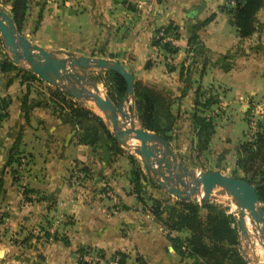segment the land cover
Returning <instances> with one entry per match:
<instances>
[{"label":"crops","instance_id":"0c3cea01","mask_svg":"<svg viewBox=\"0 0 264 264\" xmlns=\"http://www.w3.org/2000/svg\"><path fill=\"white\" fill-rule=\"evenodd\" d=\"M27 1L20 33L30 42L47 51L117 61L135 81L171 97L176 120L169 146L182 162L189 151L179 143L190 136L196 99L204 102L213 97L218 101L204 110L197 107L205 111L204 117H214L210 143L220 136L231 140L217 128V123L233 122L227 113L226 96L230 94L241 110L250 108L264 128V7L256 15L255 33L240 39L229 16L219 11L226 0ZM212 14L213 20L204 23ZM169 25L176 29L180 41L171 67L155 59L153 46L155 32ZM191 36L196 37V44L187 54ZM16 66L27 70L23 64ZM78 72L103 75L100 71ZM17 75V71L0 73V98L11 100L7 118L0 122V254L5 263L65 264L66 256L80 249L127 255L135 251L146 264L171 263L177 255L161 227H147L153 217L144 221L150 217L132 192L129 156L151 184L140 158L120 145V154L111 152L100 129L94 146L79 143L78 134L96 125L85 120L74 124L65 111L54 110L49 98L51 86L43 81L29 83L30 115L26 120L20 109L26 86L21 84V74ZM70 99L87 106L111 131L92 103ZM193 139L196 141L195 136ZM13 153L18 162L7 164ZM73 165L85 169L86 177L78 185L72 183ZM15 170L17 177H12ZM21 188L26 192L24 199ZM109 191L115 202L107 196ZM55 228L60 237L56 235L55 243L44 242L43 235ZM29 235L27 247L11 241Z\"/></svg>","mask_w":264,"mask_h":264},{"label":"trees","instance_id":"16d2710c","mask_svg":"<svg viewBox=\"0 0 264 264\" xmlns=\"http://www.w3.org/2000/svg\"><path fill=\"white\" fill-rule=\"evenodd\" d=\"M264 7V0H236L232 8L221 7V11L229 16V22L236 28L240 39L251 37L256 31V15ZM28 9L27 0H13L11 3L12 18L19 29L23 24ZM214 16L206 19L212 21ZM166 31L176 29L171 25L165 27ZM157 32V31H156ZM155 32V33H156ZM177 36V35H176ZM188 44H196V37L188 38ZM153 46H159V42L153 40ZM162 48L169 54H176L177 49H171L164 44ZM17 71L20 74L21 84L26 86V91L20 101V109L28 120L30 115L29 83L42 82L36 75L28 70L19 69L12 64L0 38V73L5 74ZM101 73L92 74L95 82L102 83L105 94L109 100L118 105L125 94V83L123 79L114 72L100 71ZM182 76V74H181ZM133 109L138 126L150 133L163 138L168 143L172 142L170 133L173 131L176 117L171 112L173 100L167 94L158 91L154 87L143 85L139 81L134 82ZM49 98L54 110L65 111L71 122L77 124L79 121H89L96 125L84 129L78 134V141L81 144L94 146L97 143L98 130H102L110 142L109 150L114 154H120L122 150L116 143L112 132L106 127L103 120L96 116L86 106L76 101H72L64 92L59 89L49 87ZM218 101L209 97L204 102L195 100V110L191 116L192 129L196 138L197 152L208 149L209 142L214 134L215 128L212 119L205 118L200 114L197 107L202 110L217 104ZM11 104L8 97L0 98V122L7 118V109ZM259 131L253 137L236 147V160L234 164L233 176L246 181L250 185H257V195L264 210V129L259 126ZM9 156L7 164L13 162V156ZM132 166L130 172V184L136 199L143 203V181H147L141 171L139 164L132 157H128ZM84 173L85 169L80 168ZM151 186L159 190L154 184ZM2 192V182L0 181V194ZM24 198L25 190L22 191ZM150 207L151 215L159 222L163 231H166V239L172 250L180 259H189L193 264H247L238 250L239 234L237 222L231 215L227 214L225 207L217 204L214 200L208 202L195 200L179 201L175 200L174 205L162 218L164 213L162 203L152 200ZM235 225V226H233ZM185 234V235H182ZM47 238L50 236L45 233ZM57 240V236L52 237ZM64 244H68L65 238L60 239ZM81 257L85 255V249L79 250ZM102 257V256H101ZM129 255L124 252H114L105 264H126ZM82 260V259H81ZM136 264H146L145 260L137 255ZM78 264H92L79 261ZM93 264H99L95 262Z\"/></svg>","mask_w":264,"mask_h":264},{"label":"water","instance_id":"95a60500","mask_svg":"<svg viewBox=\"0 0 264 264\" xmlns=\"http://www.w3.org/2000/svg\"><path fill=\"white\" fill-rule=\"evenodd\" d=\"M0 38L12 64L25 65L41 81L72 99L92 103L109 123L116 143L131 149L140 158L149 181L160 191L179 201L196 198L208 202L216 200L217 196H227L239 212L237 225L240 236L245 234V213L256 224L264 225V210L257 195V185L217 171L196 172L177 158L167 141L136 125L133 109L135 80L121 63L62 50L47 51L21 35L12 16L3 10H0ZM82 70L109 71L119 75L125 83L121 102L113 104L92 76L78 72ZM127 103H130L129 110ZM240 252L248 264L249 259L242 250Z\"/></svg>","mask_w":264,"mask_h":264},{"label":"rangeland","instance_id":"374dc122","mask_svg":"<svg viewBox=\"0 0 264 264\" xmlns=\"http://www.w3.org/2000/svg\"><path fill=\"white\" fill-rule=\"evenodd\" d=\"M235 1L236 0H226V5L224 7H226V9L232 8ZM12 2H13V0H0V10L5 11L10 16H12V14H11V3ZM219 11H221V7L219 8ZM221 12H223V11H221ZM212 15L215 16V14H212ZM212 15H210V16H212ZM187 45L189 48L186 49L187 50L186 53L187 54L192 53L194 50V47H195L194 44L189 45L187 42ZM154 48H155V46H154ZM162 64H164V63H162ZM165 65L168 67L173 66L170 64H168V65L165 64ZM99 89L101 90V92L103 94H105L104 93L105 92L104 87H101ZM207 91L211 92V89L207 88ZM39 95H41V94H37V96H39ZM201 101H203V100H201ZM226 101L229 104V107H228L229 109L227 110V113H229L231 115V117L233 118V122L232 123H220V124L217 123V128L220 132H222V134L224 136L229 135V137L231 139L230 141H227L224 139L222 140L221 136H220L214 142H212V143L209 142L210 146H208V149L206 151L197 152L198 151L196 149V142L197 141H195L193 139V136H195V135H194V131L191 127V131L189 132L190 136L187 137V139L185 141H183V143H179V145L180 144L183 145L189 151V152H186L187 157H185V159H183V162L186 164V166H189L188 168H190L196 172H204L205 170H210V171L221 172V173L225 174L226 176L232 177L233 171L235 169L234 164H235L236 155H237L236 154V147L239 145V143L250 140L253 137V135H255L259 131V128H258V126H260L259 122H258V120H256L255 116H253V113L251 112L250 108L247 107L246 109L241 110V106L234 102V95L233 94L227 95ZM91 107L94 108L93 105ZM126 108H127V110H129L130 103H127ZM197 110H199V112L201 111L200 114H203L205 112V111H202L198 108H197ZM94 112H96L98 115H101L96 108H94ZM218 112L221 115L222 111L218 110ZM209 115L213 116V114H209ZM207 119H211V118H207ZM212 119H214V117ZM135 123L138 126V123L136 120H135ZM251 123H254V128H252ZM228 124H230L229 127H228ZM214 128H215V125H214ZM219 158H222V159L219 160ZM17 160H19V159L15 158L14 162L15 161L18 162ZM17 174H18V170L11 172L12 177L14 175H15V177H17ZM142 184H143V194H142L143 203H141L142 204V211L146 212V214L150 217V218H146V219L143 218L144 221H148L149 219H151L153 217L150 213V207L153 203L152 202L153 199H157L162 203L163 209H164V213L162 214V218H165L166 213L174 205V202L176 199L170 195H166L164 193L158 192L159 190L153 188L148 181H143ZM75 185H78V184H75ZM190 200H192V201L195 200L197 203H200V201H198L196 198H193ZM115 201H113V202H115ZM214 201L217 202V204H220L222 207H225L227 210L226 211L227 214L231 215L232 218L234 219V221L237 222L239 212H238V209L230 201V198H228L225 195H222V196H217L216 200H214ZM146 214H145V216H146ZM233 226H235V225H233ZM147 227L154 229L155 227L156 228L161 227V225L153 217V223L148 224ZM235 228H236V226H235ZM236 231L239 234L238 226H237ZM48 233H49L51 238H47L44 234L43 237H46V238H43V240H44V242H48L49 244L55 243V240L52 239V236L57 235L58 237H60V234H57L56 228H55L54 232H52V233L48 232ZM161 233H163L166 236V231L162 230ZM182 235H185V234H182ZM30 236H32V235H29L28 238H25V239H21V240L11 239V241H15V242L19 241L20 244H23L24 246L27 247L28 243L30 242ZM35 239L37 240L38 238H35ZM248 247H249V249H248ZM256 249L257 248H256V245L254 243L248 244L247 241H244L243 236H240V234H239L238 250L244 251L246 253L247 259L251 260V258L255 254L254 252H256ZM70 253H71L70 254L71 256H68V255L66 256L65 264H78L79 261L86 262V263H93L92 261L95 262V261H98L99 259L104 264L106 261L109 260L110 256L112 255L110 253L102 254V253H99V252L93 251V250L88 251L87 249H85V255H83L84 258H83V256L81 257V254L79 251L70 252ZM128 255H129V259L126 261V264H136L134 260H135V257L137 256V253L134 251L132 253H128ZM170 262L171 263H169V264H193L192 260H189V259H183L182 260L178 256H175V258H172ZM0 264H6L5 261L2 259L1 254H0ZM152 264H154V263H152ZM248 264H250V261Z\"/></svg>","mask_w":264,"mask_h":264},{"label":"built area","instance_id":"2783aa9c","mask_svg":"<svg viewBox=\"0 0 264 264\" xmlns=\"http://www.w3.org/2000/svg\"><path fill=\"white\" fill-rule=\"evenodd\" d=\"M151 0H146V2H150ZM234 5V4H233ZM177 33L173 32V31H166L165 27L159 28L157 30V32L154 34L153 40H156L159 42V46H155V59L161 63L164 64H170V65H174L175 63V55L174 54H169L167 52H165V50L162 48V46L164 44L168 45L169 48L171 49H177L179 47V38L176 36ZM186 48L188 49V45L186 46ZM252 128H254V123H251ZM86 175L85 173L78 168L76 165H73L72 167V183L73 184H80L84 179H85ZM24 189H20V197L22 199H24L23 196V191ZM107 196L112 199L113 201H115V197L113 195V193H111L110 191L107 193ZM84 258V256H83ZM92 261V260H91ZM93 263L98 262L99 264H103V262H101V260L99 259L98 261H92ZM92 263V264H93ZM105 264V263H104Z\"/></svg>","mask_w":264,"mask_h":264},{"label":"bare ground","instance_id":"6f19581e","mask_svg":"<svg viewBox=\"0 0 264 264\" xmlns=\"http://www.w3.org/2000/svg\"><path fill=\"white\" fill-rule=\"evenodd\" d=\"M243 224L245 227V234L242 235L244 238V241H247L248 244L254 243L256 245V248H257L256 252H254L255 254L251 258V260H249L250 264H264V225L263 224H256L249 217L248 213H245V217L243 219ZM248 249H249V247H248ZM245 255H246V253H245Z\"/></svg>","mask_w":264,"mask_h":264}]
</instances>
